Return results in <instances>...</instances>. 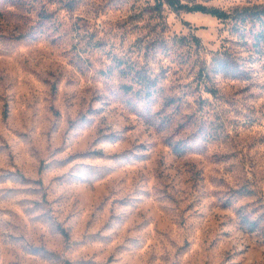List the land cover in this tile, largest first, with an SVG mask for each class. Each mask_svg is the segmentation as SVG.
I'll use <instances>...</instances> for the list:
<instances>
[{
  "label": "rangeland",
  "instance_id": "rangeland-1",
  "mask_svg": "<svg viewBox=\"0 0 264 264\" xmlns=\"http://www.w3.org/2000/svg\"><path fill=\"white\" fill-rule=\"evenodd\" d=\"M158 3L0 0V264H264L261 24Z\"/></svg>",
  "mask_w": 264,
  "mask_h": 264
},
{
  "label": "trees",
  "instance_id": "trees-1",
  "mask_svg": "<svg viewBox=\"0 0 264 264\" xmlns=\"http://www.w3.org/2000/svg\"><path fill=\"white\" fill-rule=\"evenodd\" d=\"M167 6L175 12H201L211 14L220 20H231L235 22V28L238 31H246L247 26L251 22H260L261 29L256 33V44H264V5L254 7L236 8L232 11H227L217 7H209L203 3L189 4L183 0H159L157 8L162 11ZM195 40L198 44L201 43L197 36ZM225 70L232 69L229 64L225 65ZM228 72V71H227ZM228 74V73H227ZM213 96H217V89L211 88L207 90Z\"/></svg>",
  "mask_w": 264,
  "mask_h": 264
}]
</instances>
